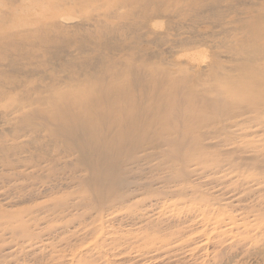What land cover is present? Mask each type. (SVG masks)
<instances>
[{"label": "rangeland", "instance_id": "rangeland-1", "mask_svg": "<svg viewBox=\"0 0 264 264\" xmlns=\"http://www.w3.org/2000/svg\"><path fill=\"white\" fill-rule=\"evenodd\" d=\"M0 264H264V0H0Z\"/></svg>", "mask_w": 264, "mask_h": 264}, {"label": "bare ground", "instance_id": "bare-ground-1", "mask_svg": "<svg viewBox=\"0 0 264 264\" xmlns=\"http://www.w3.org/2000/svg\"><path fill=\"white\" fill-rule=\"evenodd\" d=\"M69 18V17H68ZM67 18V19H68ZM64 19V18H63ZM66 19V18H65ZM70 19V18H69ZM72 19V18H71ZM63 22H66V21H63ZM196 56H198V55H196ZM195 58V57H194ZM196 59H197V57H196ZM202 59V58H201ZM202 60H204V59H202ZM199 61H201L200 59H199ZM203 62V61H202ZM205 62V61H204ZM208 63H210V62H208ZM201 65H203L202 63L201 64H198V65H196L197 67H199V66H201ZM210 65V64H209ZM208 65V66H209ZM202 67V66H201ZM212 68V67H211ZM227 133V132H226ZM98 137V136H97ZM99 139V138H98ZM108 151V150H107ZM81 152V151H80ZM89 161V160H88ZM104 162V161H103ZM89 163H91V161L89 162ZM94 163V162H93ZM95 164V163H94ZM103 164V163H102ZM91 178V177H90ZM84 182H86V181H84Z\"/></svg>", "mask_w": 264, "mask_h": 264}]
</instances>
